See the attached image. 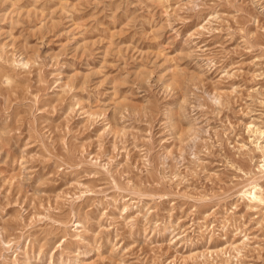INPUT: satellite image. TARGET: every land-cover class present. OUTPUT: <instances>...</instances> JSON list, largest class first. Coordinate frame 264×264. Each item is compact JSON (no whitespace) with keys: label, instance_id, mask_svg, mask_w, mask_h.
Listing matches in <instances>:
<instances>
[{"label":"rangeland","instance_id":"1","mask_svg":"<svg viewBox=\"0 0 264 264\" xmlns=\"http://www.w3.org/2000/svg\"><path fill=\"white\" fill-rule=\"evenodd\" d=\"M264 0H0V264H264Z\"/></svg>","mask_w":264,"mask_h":264},{"label":"bare ground","instance_id":"2","mask_svg":"<svg viewBox=\"0 0 264 264\" xmlns=\"http://www.w3.org/2000/svg\"><path fill=\"white\" fill-rule=\"evenodd\" d=\"M259 147L264 152L263 145L260 144ZM258 166V172L261 176H264V163ZM256 179L257 177L251 182V187L241 191L243 199H247L251 206L257 203L264 204V187Z\"/></svg>","mask_w":264,"mask_h":264}]
</instances>
